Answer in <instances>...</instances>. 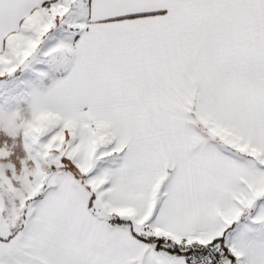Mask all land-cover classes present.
Returning a JSON list of instances; mask_svg holds the SVG:
<instances>
[{
    "label": "snow or ice",
    "instance_id": "6c2138e0",
    "mask_svg": "<svg viewBox=\"0 0 264 264\" xmlns=\"http://www.w3.org/2000/svg\"><path fill=\"white\" fill-rule=\"evenodd\" d=\"M0 264H264V0H0Z\"/></svg>",
    "mask_w": 264,
    "mask_h": 264
}]
</instances>
